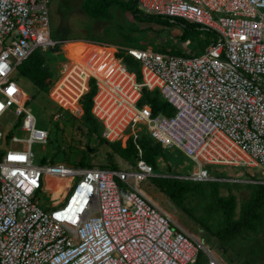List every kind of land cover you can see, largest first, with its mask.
<instances>
[{
	"label": "built area",
	"instance_id": "built-area-1",
	"mask_svg": "<svg viewBox=\"0 0 264 264\" xmlns=\"http://www.w3.org/2000/svg\"><path fill=\"white\" fill-rule=\"evenodd\" d=\"M136 7L197 25L215 41L193 56L127 48L140 80L111 60L104 78L89 79L91 114L105 141L136 145V170L66 168L34 164L32 145L46 144L48 131L35 127L15 81L35 50L60 45L51 37L47 0H0V120L12 110L20 120L14 128L27 134L12 136L0 157V264H197L201 254L221 264L138 186L153 176L137 143L142 135L194 163L186 175L193 182L210 181V169L222 167L256 173L264 185V0H137ZM143 89L173 114L153 116L149 105L139 106ZM47 177L78 179L50 210L33 201Z\"/></svg>",
	"mask_w": 264,
	"mask_h": 264
},
{
	"label": "rangeland",
	"instance_id": "rangeland-1",
	"mask_svg": "<svg viewBox=\"0 0 264 264\" xmlns=\"http://www.w3.org/2000/svg\"><path fill=\"white\" fill-rule=\"evenodd\" d=\"M82 3L83 0H47L51 37L62 40L59 41L58 50L44 52L45 66L52 72L48 91L56 103L49 98L48 91L38 90L30 81L19 77L18 74L15 77L17 85L23 90L20 95L21 100L27 99L24 104L25 109L35 117V127L48 131L46 144L32 145L34 164L64 165L66 168L93 166L105 168L111 167L113 163L118 169L135 171L139 151L134 143L137 156L126 159L119 152L111 150H114L113 145L99 143L95 137L87 134L89 125L84 121L83 113L75 109L83 88L86 89V93L90 89L87 86L90 72L87 73L85 70L94 68L101 71L102 67L98 65V60L108 64L114 63L111 60L115 58V52L120 51L125 55L127 48H149L153 51L164 49L168 52L197 55L205 49L209 35L201 31L182 40L183 30L179 25L164 27L137 22L119 4L108 9V19L93 20L83 14ZM97 47L102 48L103 56L98 53ZM111 49H113L112 56L109 54ZM130 61L133 70L136 69V62ZM100 76L102 77L103 74L98 73L97 78ZM85 79L88 81L82 88ZM63 86L68 87L69 91L62 89ZM76 92H80L78 97ZM16 122L20 120L15 117L12 110L6 112L0 120V131L6 135L5 138L0 139V157L7 148L6 143L11 144L12 136L27 138V134L14 128ZM137 127L145 130L142 125ZM151 145L153 146V143ZM17 146L25 148L24 144ZM122 147L125 148L124 145ZM162 148L166 152L167 160L145 154L153 166L149 163L148 165L155 168L153 176L141 178L138 182L145 195L160 210L168 214L175 225L210 250L221 264H264V207L260 211L262 218L257 232H245L223 243L217 235L224 226V217L221 208L214 202V190L211 185L216 184L218 198L227 199L231 196L234 198L233 220H237L243 206L250 202L258 187L262 185L258 174L240 169L213 167L209 171L212 178L210 181L195 183L186 175L190 174L196 165L185 159L176 148ZM81 161L83 163L80 165ZM162 179L189 183V191L182 195L177 205L162 192L166 188ZM77 180V177L71 181L46 179L45 187L33 195V201L41 209H54L64 202L62 199L68 195ZM197 264H207L205 254H201Z\"/></svg>",
	"mask_w": 264,
	"mask_h": 264
},
{
	"label": "trees",
	"instance_id": "trees-1",
	"mask_svg": "<svg viewBox=\"0 0 264 264\" xmlns=\"http://www.w3.org/2000/svg\"><path fill=\"white\" fill-rule=\"evenodd\" d=\"M136 1L137 0H127L125 2H117L116 0H83V3L81 5L82 12L85 16H87L90 19L93 20H106L109 18V12L108 9L115 5L119 4L120 6L124 7V9L132 15L133 20L137 22H147L149 24H155L158 26H173V25H179L183 32L181 39L185 40L189 35L191 34H199L204 32L209 35L208 40L206 42L205 48L215 41V37L212 33L203 31L201 28L197 25H193L190 23H187L180 19H168L164 17H156V16H148L140 12L136 7ZM55 41H62L59 39H53ZM89 47H96L91 46ZM59 45H56L54 48L50 50H35L19 67H18V75L19 77L26 79L31 82V84L36 87L38 90L41 91H48L50 80L52 78V72H50L49 68L45 66V56L44 52L47 51H53L58 50ZM97 51L99 54L103 56L102 48L97 47ZM205 50V49H204ZM203 50V51H204ZM160 53L170 54V55H176V56H193V55H185L181 52H168L164 49H157L155 50ZM113 49L110 50L109 54L112 56ZM202 53V52H201ZM200 54V53H199ZM116 60L121 61L124 63L126 68L129 71L136 70V76L137 80H140V75L138 73V63L132 59L129 56H126L122 54V52H115L114 54ZM111 60V59H110ZM133 60L136 62V69L133 70V65H131V61ZM98 68V67H96ZM86 72H90V77H98L99 69H86ZM85 83L82 84V88L86 86L87 79H85ZM90 89L86 93V89L83 88L82 93L79 95L80 104L78 101V105L75 106V109L77 108L81 113L84 115V121L89 125V131L87 132L88 136L95 137L99 143H102L104 145H113L114 150L111 149L113 152H119L120 155H122L123 158L130 159L134 158L135 155L137 156V151L134 147V144L132 141H128L125 148L122 146L120 147V143H108L101 137L102 127L101 125L94 119V117L91 114V100L95 93V88L93 86V80L89 81ZM51 90V89H50ZM76 91H79L76 89ZM86 94H85V93ZM80 93V92H78ZM76 92V96L78 95ZM85 94V95H84ZM78 97V96H77ZM149 105L153 116L163 114V115H172L173 109L168 104L162 102L156 92H149L146 89L142 90L141 99L139 101V106L142 105ZM81 105V106H80ZM83 109V110H82ZM83 111V112H82ZM148 137V136H146ZM145 135L141 136L138 144L142 151V159L145 161V163L151 164V161L145 157V154L151 155L152 157H159L162 160H167L166 152L163 150L162 146L154 141L150 142ZM153 143V146L151 145ZM131 151L130 154H126V152ZM83 162H80V165ZM153 166V165H152ZM103 167V166H102ZM82 168V167H81ZM104 168V167H103ZM113 170H118V168L111 163V167H105ZM155 169V168H154ZM153 169V170H154ZM164 183L166 184V188L163 189V193L169 198V200L177 205L182 198V195L184 193H187L189 191V183L184 182L181 183L179 181L173 180V179H162ZM196 183V182H195ZM199 183V182H197ZM206 183V182H203ZM212 190H214V202L221 208L223 213V223L224 226L220 233L217 235L218 239L223 242H229L235 237H237L240 234H243L245 232H257V229L261 223V210L264 207V185H260L256 192L254 193L252 199L248 204H245L243 206V209L241 211V215L239 219L233 220V213H234V207L235 202L234 198L228 197L227 199L218 198L217 197V188L216 184H211ZM214 203V204H215Z\"/></svg>",
	"mask_w": 264,
	"mask_h": 264
},
{
	"label": "bare ground",
	"instance_id": "bare-ground-1",
	"mask_svg": "<svg viewBox=\"0 0 264 264\" xmlns=\"http://www.w3.org/2000/svg\"><path fill=\"white\" fill-rule=\"evenodd\" d=\"M97 63H98V65L100 66V67H102V70L101 71H99V75H102L103 74V76H102V78H104L107 74H108V72L110 71V69L113 67V64L114 63H104L103 61H101V60H98L97 61ZM109 65V66H108ZM105 71V72H104ZM104 72V73H103ZM91 78H96V77H94V76H92V77H90V79ZM101 78V79H102ZM96 79H99V78H96ZM81 106V105H80ZM47 179L48 180H56V179H54V178H51V177H47ZM69 181H71V179H68Z\"/></svg>",
	"mask_w": 264,
	"mask_h": 264
},
{
	"label": "crops",
	"instance_id": "crops-1",
	"mask_svg": "<svg viewBox=\"0 0 264 264\" xmlns=\"http://www.w3.org/2000/svg\"><path fill=\"white\" fill-rule=\"evenodd\" d=\"M86 71V70H85ZM104 73V72H103ZM102 77L100 76L99 79H101Z\"/></svg>",
	"mask_w": 264,
	"mask_h": 264
},
{
	"label": "flooded vegetation",
	"instance_id": "flooded-vegetation-1",
	"mask_svg": "<svg viewBox=\"0 0 264 264\" xmlns=\"http://www.w3.org/2000/svg\"><path fill=\"white\" fill-rule=\"evenodd\" d=\"M61 107V106H60Z\"/></svg>",
	"mask_w": 264,
	"mask_h": 264
}]
</instances>
